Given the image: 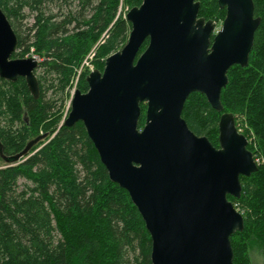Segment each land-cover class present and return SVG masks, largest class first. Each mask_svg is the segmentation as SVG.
<instances>
[{"label": "trees", "instance_id": "1", "mask_svg": "<svg viewBox=\"0 0 264 264\" xmlns=\"http://www.w3.org/2000/svg\"><path fill=\"white\" fill-rule=\"evenodd\" d=\"M142 1L0 0L18 37L13 57H39L40 88L35 98L25 78L0 77L3 154H17L48 134L15 165L0 154L5 163L0 165V264H152V238L129 192L110 179L84 123L63 124L72 89L88 90L90 71H79L84 59L93 54L95 69L102 70L105 59L128 41L127 11ZM199 1V16L224 19L226 9L218 0ZM253 1L261 22L248 65L228 70L223 111L193 92L182 113L194 133L217 147L221 115L232 112L236 122L241 117L244 134L254 140L248 148L261 158L256 172L241 176V196H229L244 216V229L231 236L233 264H251L253 239L264 260V0ZM141 106L142 128L147 106Z\"/></svg>", "mask_w": 264, "mask_h": 264}, {"label": "water", "instance_id": "2", "mask_svg": "<svg viewBox=\"0 0 264 264\" xmlns=\"http://www.w3.org/2000/svg\"><path fill=\"white\" fill-rule=\"evenodd\" d=\"M218 5L226 9L219 30L214 20L199 16V0H143L129 9L128 41L105 59L102 70L87 74V91L73 90L63 121L84 123L110 179L129 192L152 238V264H233L231 236L244 229V216L229 196L239 198L241 176L258 170L247 136L235 115L224 112L217 147L182 116L193 92L223 111L228 70L249 62L261 22L254 1ZM17 48V34L0 5V77L25 78L38 98L39 61L13 57ZM47 136L13 155H4L0 143V154L15 165Z\"/></svg>", "mask_w": 264, "mask_h": 264}, {"label": "rangeland", "instance_id": "3", "mask_svg": "<svg viewBox=\"0 0 264 264\" xmlns=\"http://www.w3.org/2000/svg\"><path fill=\"white\" fill-rule=\"evenodd\" d=\"M29 21L32 22L31 19ZM215 22H216V30H219L221 28V26H222V20H215ZM31 55L34 56L35 54L31 53ZM92 60H93V54L87 55L86 58L83 61L82 66L80 67L79 71L80 72H82V71L83 72L84 71L87 72L88 70L89 71L94 70L95 69V65H94ZM76 82H77V80H76ZM73 89H72V91H73ZM69 104H70V102H69ZM236 123H237V127L239 128L240 132L244 133V128L247 126L246 121H244L240 117L238 122H236ZM247 139H248V144H251V145L253 144V146H254L253 138L248 135ZM254 157H255V159L257 161L258 166L261 165L262 161H261V158L259 157V155L254 153ZM3 160L0 159V165H5ZM22 182H24V181H22ZM240 212L242 213V211H240ZM248 253L250 255L251 264H264L262 252H261L260 247L258 246L257 241L255 239H253L252 243H250V247H249Z\"/></svg>", "mask_w": 264, "mask_h": 264}, {"label": "flooded vegetation", "instance_id": "4", "mask_svg": "<svg viewBox=\"0 0 264 264\" xmlns=\"http://www.w3.org/2000/svg\"><path fill=\"white\" fill-rule=\"evenodd\" d=\"M222 21H223V20H222ZM29 56H32V55H29ZM26 57H27V56H26ZM72 92H73V91H72ZM69 102H70V101H69ZM69 106H70V104H69ZM69 110H70V108H69ZM67 116H68V114H67ZM67 116H66V117H67ZM65 119H66V118H65ZM65 119H64V120H65ZM64 120H63V121H64Z\"/></svg>", "mask_w": 264, "mask_h": 264}, {"label": "built area", "instance_id": "5", "mask_svg": "<svg viewBox=\"0 0 264 264\" xmlns=\"http://www.w3.org/2000/svg\"><path fill=\"white\" fill-rule=\"evenodd\" d=\"M35 56V55H34ZM35 58L37 59V60H39V57L38 56H35Z\"/></svg>", "mask_w": 264, "mask_h": 264}]
</instances>
